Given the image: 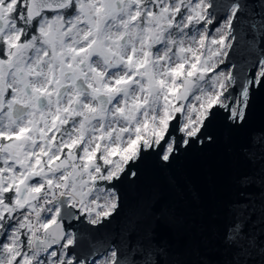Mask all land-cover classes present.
<instances>
[{"label": "snow or ice", "instance_id": "6c2138e0", "mask_svg": "<svg viewBox=\"0 0 264 264\" xmlns=\"http://www.w3.org/2000/svg\"><path fill=\"white\" fill-rule=\"evenodd\" d=\"M258 43L264 0H0V264H162L154 232L97 239L117 186L244 127ZM234 150L216 264H264V126Z\"/></svg>", "mask_w": 264, "mask_h": 264}, {"label": "water", "instance_id": "95a60500", "mask_svg": "<svg viewBox=\"0 0 264 264\" xmlns=\"http://www.w3.org/2000/svg\"><path fill=\"white\" fill-rule=\"evenodd\" d=\"M264 45L257 44V53ZM264 126V87L254 92L243 128L217 124V143L193 146L167 168H151L136 183L117 186L121 207L97 235L106 244L121 236L135 242L148 232L167 248L162 264H216L224 256L218 236L220 218L237 198L234 177L244 167L234 146L247 133ZM260 203V188L250 189ZM258 215V213H257ZM254 219L256 216L253 217ZM98 246L103 251V246Z\"/></svg>", "mask_w": 264, "mask_h": 264}, {"label": "rangeland", "instance_id": "374dc122", "mask_svg": "<svg viewBox=\"0 0 264 264\" xmlns=\"http://www.w3.org/2000/svg\"><path fill=\"white\" fill-rule=\"evenodd\" d=\"M218 26V25H217Z\"/></svg>", "mask_w": 264, "mask_h": 264}]
</instances>
